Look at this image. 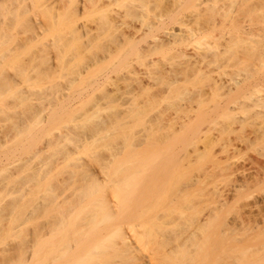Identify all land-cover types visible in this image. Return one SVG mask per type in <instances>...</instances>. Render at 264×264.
<instances>
[{"label":"rangeland","instance_id":"rangeland-1","mask_svg":"<svg viewBox=\"0 0 264 264\" xmlns=\"http://www.w3.org/2000/svg\"><path fill=\"white\" fill-rule=\"evenodd\" d=\"M130 1L100 3L124 13ZM197 2L175 6L176 31L177 20L196 15ZM223 3L216 15L221 28L242 17L249 28L264 31V0ZM39 10L34 6L30 17ZM82 16L90 25L98 20L91 10ZM11 17L12 32L32 34L24 19ZM1 26L0 264L70 263L89 241L116 226L130 236L143 264H263L264 182L251 181L259 176L251 163L261 143L256 123L249 124L258 118L248 116L255 113L251 109L248 123H230L229 111L246 94L264 93V56L258 60L240 51L213 61L207 56L201 71L179 75L172 86L158 79L145 89L136 86L134 72L157 71L179 59L174 48L146 51L154 29L144 27L133 43L117 44L110 39L117 31L107 28L99 30L100 40L49 43L11 39ZM75 26L63 16L50 33L69 35ZM219 32L216 27L190 41L192 60L200 59L195 52ZM247 69L252 71L242 81ZM208 73L240 84L227 95L186 107L191 93L210 82ZM178 116L193 121L180 125ZM201 135L218 137L204 147ZM227 156L235 167L224 168ZM236 167L251 181L242 190L231 187L233 178L243 177ZM135 170L148 174L133 188ZM215 189L228 192L225 205L209 200L207 193ZM105 215V222L98 221ZM103 257L81 264H121L120 257L108 262Z\"/></svg>","mask_w":264,"mask_h":264},{"label":"bare ground","instance_id":"bare-ground-1","mask_svg":"<svg viewBox=\"0 0 264 264\" xmlns=\"http://www.w3.org/2000/svg\"><path fill=\"white\" fill-rule=\"evenodd\" d=\"M180 1L181 0H131L124 13H117L112 12L107 5L101 4L100 0H0V12L2 10V20H0V23L4 28L7 27L9 29V26L13 24L12 15L15 19L20 20L22 18L31 29L32 34L18 35L17 32H12L10 29L9 32L3 28L5 30H3L5 36L7 33L6 31H8L11 39L25 42L47 41L49 43L65 41L92 42L100 40L103 38V35L99 30L103 28L117 31L112 32L110 35V39L117 44L133 43L138 40L137 33L143 30L144 27L154 29L157 34L154 36L152 43L146 48V51L150 52L158 49L166 50L174 48L177 51V57L179 59L177 65L175 63H169L168 67H156L157 71L134 72L132 78L136 86L145 89L153 87L154 82L158 79H162L168 86H172V84L180 80L179 75L186 76L189 72L201 71V60L207 58V56H210L212 58L210 61H213L226 57L228 54L236 55L240 51L241 53H250L249 55L254 56L258 60L262 59L264 56V31L260 32L259 30L249 28L244 24V19L242 17L233 18L229 29L220 27L216 15H221V11L225 9L226 3H223V0H197L198 2L195 4L197 9L196 15L191 17L182 16L177 20L179 26L176 31L171 25V19L174 14V8ZM220 1L222 3H220ZM240 2L243 3L244 0H240ZM34 6H38L40 10L38 13H33V17H30V12L33 11ZM155 7H158V13L154 12ZM87 10H91L98 15V20H94L93 25L82 21V15ZM63 16H67L76 24L71 33L69 35L65 33H50L51 26L54 22L61 19ZM150 16H153L156 20H150ZM133 21L139 22V26L135 27ZM216 27L220 28V32L218 36H216L214 42L202 48V51H196L195 53L200 59L194 58L195 60H192L193 55H190L187 51L190 41L197 36L204 35ZM251 71V69L246 70L245 74L242 76V81H245L247 73L250 74ZM144 77L150 80H145ZM206 77L209 78L210 82L208 81L205 88H200L191 93L187 99L186 107L191 108L193 103L197 105L204 104L214 96L227 95L232 91L233 87L240 84V79L231 78V81L218 78L212 79L210 73L206 74ZM9 80H13V78L7 77L6 81ZM96 81L97 79L94 80V82ZM253 95L254 94L251 93L246 94L244 96L245 100L243 99L239 102L237 107L229 111V117L230 123L238 122L241 125L250 121L247 122V119H251L248 116L258 118V120L255 118L256 121L251 119L254 122L250 121L249 123H256V128L254 130L255 138L261 143V147L257 152V158H255L254 161L251 158L252 163L250 161L251 164L254 163L256 165L255 173H257V175L259 174V176L255 174L251 181L264 182V93H255V95ZM246 100H248V102ZM251 109H254L252 111L255 112H253L255 116L252 113L253 116L249 114L248 111ZM239 113L243 115H239ZM247 113L249 115L246 117ZM168 120L169 123L177 121V123L180 122V125H185L193 121V116L187 118L178 116L176 121L172 119ZM219 134H221V132ZM217 137L218 135L210 138L206 135H201L200 141L205 144V147L213 144ZM258 156H260V158L262 157L263 160L258 158ZM222 162L224 163V168H232L235 165V163L233 165L230 156L225 157ZM41 167L42 165L37 168L38 172L41 171ZM254 167L255 166H253V168ZM237 170L238 168L236 167L235 171L237 172ZM238 171H240L238 173H241L243 177L241 175L242 178L238 179L234 176L235 178H233L231 187L235 190H242L248 186L250 179L249 176L246 175L247 173L245 174L244 170ZM142 174L148 173L143 170H135L130 173V186L136 188L138 185L137 179H139ZM260 174H262L261 177ZM227 193L228 192H225L223 189H215L208 192L207 196L212 203L223 206L226 204ZM56 198L57 195H54L53 199L55 200ZM121 203H123L122 200L118 201L115 205ZM253 207L255 206L253 205ZM106 218H108V215H105L98 221L105 222ZM100 229L105 230L106 228L102 226ZM145 233L146 232L139 234L138 239H142ZM147 233L149 234V232ZM70 247L74 250L72 244ZM110 247L112 249L108 256L106 250ZM83 250L84 252L82 254L78 253L77 255L79 256L77 257L74 256L70 263L66 262L64 264H81L83 260L91 259L96 255H101V257L104 258L103 254L106 262L110 261L111 256L120 257L121 264H130L138 259V254L136 255V246L130 236L117 228V226L112 231L106 234L104 233L102 236H97L94 241H89ZM82 255H84V257L80 258ZM168 258L169 256H166L165 261H168ZM261 260L264 264V254ZM136 263L143 264L139 259Z\"/></svg>","mask_w":264,"mask_h":264}]
</instances>
